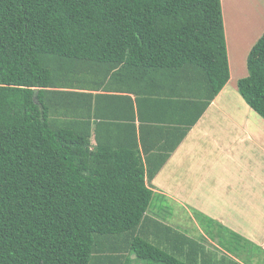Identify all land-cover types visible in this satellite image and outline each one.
Listing matches in <instances>:
<instances>
[{
    "label": "trees",
    "instance_id": "16d2710c",
    "mask_svg": "<svg viewBox=\"0 0 264 264\" xmlns=\"http://www.w3.org/2000/svg\"><path fill=\"white\" fill-rule=\"evenodd\" d=\"M246 71L264 119V31ZM229 78L221 0H0V264H246L149 213L167 155L144 167L134 124L155 101L174 149Z\"/></svg>",
    "mask_w": 264,
    "mask_h": 264
},
{
    "label": "crops",
    "instance_id": "0c3cea01",
    "mask_svg": "<svg viewBox=\"0 0 264 264\" xmlns=\"http://www.w3.org/2000/svg\"><path fill=\"white\" fill-rule=\"evenodd\" d=\"M252 1V4L246 6L251 9L252 5H254L252 10L255 12L256 20L260 17L264 18V0ZM231 2L232 0H221L224 31L225 36L226 32L229 33L228 40L230 36L237 39V34L238 32L240 33L241 28L242 30H247L246 19L242 16L247 14L236 13L235 10L231 9L233 7L230 5ZM240 4H242L241 1ZM247 13L250 14V11ZM235 27H237L238 31L234 30ZM255 27L257 32L259 24ZM263 29L264 27L261 30ZM248 31L250 32L246 41H249L250 37L255 34L254 30ZM237 42L239 46H243V42ZM244 43L247 44V42ZM231 57L232 54L230 55ZM227 83L174 149L169 148L177 140V133H171L173 125H170V115L166 112H160L155 101H145L142 104V113L146 119L139 120L138 116H136L134 120L139 156L144 167L153 169L159 164L161 156L167 155L164 163L158 167L152 177L150 179L146 177L145 179L146 185L153 191L154 197L158 198L157 195H166L171 200L183 205L186 209H189L188 205L199 207L203 213L205 212V215L216 218L227 229L241 232L257 242L259 240L255 238L252 225L248 229L244 225L246 223L243 222V219L229 215L231 213L229 211L235 209L236 212L239 211L240 215L244 214L243 216L249 217V209H252L253 205L249 206V197H239L238 193L229 194L231 183L228 182V174L237 176L250 172L253 178L250 179L248 186L250 188L255 187L256 184L260 186L254 189L251 188L254 193H251L250 196H264V176L254 175L253 172L260 166L264 171V166L259 162H253L254 165L251 168V165L247 164L248 162L241 159L245 152V150L243 151L245 146L250 148L251 156L254 155L253 153L261 152L257 156L258 158L260 156L264 158L262 156L264 155V124L257 121V128H251L248 119L249 115L231 113L228 108L227 111L224 110L223 102L219 98L221 94L225 93ZM131 96L132 98L135 97L133 94ZM166 103L164 106L170 109L168 102ZM107 107L109 110V105ZM228 121L232 127H235L236 133L234 131L233 134L229 135L222 130V127L227 128ZM107 122L109 123L99 125L101 127L100 138H104L107 143L115 142L119 144L120 142H125L126 135L130 134L128 132L130 128L122 126L119 122L112 121V119ZM254 122L251 121L252 124ZM235 134L236 137L233 138L232 136ZM242 142L243 144H241ZM255 146L259 150H256ZM249 159L251 160V158ZM232 179L243 181L241 178ZM259 191H262V193L260 194ZM199 202H204L205 206H201ZM247 207L249 209L244 212ZM164 222L170 224L167 221ZM211 242H213L212 238ZM257 243L264 247V237ZM261 250L264 252V249Z\"/></svg>",
    "mask_w": 264,
    "mask_h": 264
},
{
    "label": "rangeland",
    "instance_id": "374dc122",
    "mask_svg": "<svg viewBox=\"0 0 264 264\" xmlns=\"http://www.w3.org/2000/svg\"><path fill=\"white\" fill-rule=\"evenodd\" d=\"M240 1L242 2V4H240ZM252 3H253L252 0H232L230 4L234 7V8L231 7V9L235 10L236 13L240 12L241 14H245V13L247 14V15H242L244 16V19H246L245 21L247 25V30L245 29L242 30L241 28L240 33L238 32L237 34L238 38L234 39L233 37L230 36L229 40H228L229 33L226 32V39H227L226 47H227V56L229 63L230 80L227 83L225 93L223 95L221 94L222 97L220 96L219 100H222L223 102L222 105L224 106L223 107L224 110L227 111L228 108L229 112L231 113L249 115L248 119L250 122V127L255 129L257 128L256 125L257 121H259V123L264 124V119L247 106V104L245 103V101L237 91L238 79L244 77L247 74L246 71L247 54L252 44L264 31V29L261 30L264 27V23H263L264 18L260 17L256 20L255 12L254 10H252L254 9V5H252L251 9L246 6ZM249 11L250 14L247 13ZM257 24H259V27H258V31L256 32L255 26ZM234 30H237V27H235ZM248 30H254L255 34H253V36L250 37L251 39L249 41H246L250 32ZM237 41L243 42V46H239ZM244 42H247V44H245ZM231 54L232 57L230 58ZM251 121H255V122L252 124ZM228 123L229 124L227 125V128L225 129L222 127V130L230 135L234 133L235 127H232L229 121ZM232 137L235 138L236 134ZM241 144H243V142ZM255 149L259 150L256 146ZM244 150L245 152L241 157V159L243 161L248 162L247 164L251 165V168L254 165L253 162H259L260 164H262V166H264V158H262L261 156L258 158L257 156L258 154H261V152L253 153L254 155L251 156L252 152L250 151L249 147L245 146L243 151ZM262 156L264 157V155ZM249 158H251V160ZM253 172L254 175L264 176V171L263 169H261V166L258 169H255ZM228 178H229L228 182L231 183V189L228 191L229 194L238 193L237 195L239 197L240 196L249 197V200L247 198L246 200H248L249 206L251 204L253 205L252 209H249V207L244 209V212L247 211L248 209L250 210L248 215L249 217L243 216L244 214L240 215L239 211L236 212L235 209H231L229 211V213L231 212L229 215L231 217L243 219V222L246 223L244 225L248 229L253 226L255 238H257L259 241L262 240L264 237V196L263 195H261L260 197L250 196L251 193H254L251 188L253 189L257 188L259 184H256L255 187L253 186L251 188L248 186V184L250 183V179L253 178L250 172L242 173L237 176H233V174H228ZM232 178H241L243 179V181H235ZM259 193L261 194L262 191H259ZM157 196L158 198L155 197L153 199L151 206L149 208V213L151 215L157 216L160 220L169 222L177 230L184 233L185 235L191 236L199 242L201 241L202 243H204L206 248L214 249L217 252L218 256L221 255L227 256L229 260L234 259L235 257V259H238L239 261H243L246 264H264V259H263L264 252H262L261 250L264 249V247H262L259 243H257L259 241L255 242L253 239H250L241 232H235L232 229H227L226 227L221 225L220 221H218L216 218L205 215L204 214L205 212L203 213L199 207L188 205L189 209H186L185 207H183V205L171 200V198L166 195L165 196L157 195ZM199 203L201 206L203 205L205 206L204 202H199ZM211 237L215 239V240L213 239V242H211ZM247 254L250 255L251 260H249L248 257H246ZM208 255L213 256V254L210 252L208 253ZM197 261L198 260L195 261L193 260L191 264H197ZM198 264H206V262L201 261V263L198 262ZM207 264H213V263L208 262Z\"/></svg>",
    "mask_w": 264,
    "mask_h": 264
},
{
    "label": "clouds",
    "instance_id": "9594fccd",
    "mask_svg": "<svg viewBox=\"0 0 264 264\" xmlns=\"http://www.w3.org/2000/svg\"><path fill=\"white\" fill-rule=\"evenodd\" d=\"M226 51H227V47H226Z\"/></svg>",
    "mask_w": 264,
    "mask_h": 264
}]
</instances>
